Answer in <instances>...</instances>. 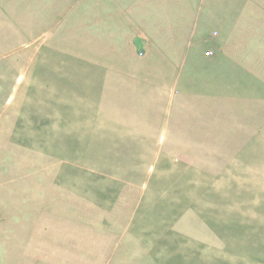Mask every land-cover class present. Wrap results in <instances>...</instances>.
Here are the masks:
<instances>
[{
    "label": "rangeland",
    "instance_id": "374dc122",
    "mask_svg": "<svg viewBox=\"0 0 264 264\" xmlns=\"http://www.w3.org/2000/svg\"><path fill=\"white\" fill-rule=\"evenodd\" d=\"M0 264H264V0H0Z\"/></svg>",
    "mask_w": 264,
    "mask_h": 264
},
{
    "label": "built area",
    "instance_id": "2783aa9c",
    "mask_svg": "<svg viewBox=\"0 0 264 264\" xmlns=\"http://www.w3.org/2000/svg\"><path fill=\"white\" fill-rule=\"evenodd\" d=\"M205 57H211L213 55L212 51H207L204 53Z\"/></svg>",
    "mask_w": 264,
    "mask_h": 264
},
{
    "label": "crops",
    "instance_id": "0c3cea01",
    "mask_svg": "<svg viewBox=\"0 0 264 264\" xmlns=\"http://www.w3.org/2000/svg\"><path fill=\"white\" fill-rule=\"evenodd\" d=\"M207 51H211V50H207ZM207 51H205V52H207ZM212 53H213V51H212ZM204 56H205V55H204ZM212 56H213V55H212ZM212 56H211V57H212ZM206 58H208V57H206ZM209 58H210V57H209Z\"/></svg>",
    "mask_w": 264,
    "mask_h": 264
}]
</instances>
